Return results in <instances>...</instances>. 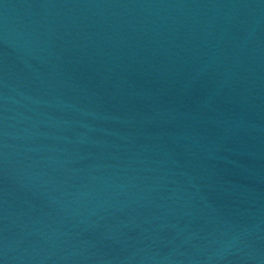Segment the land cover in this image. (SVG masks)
I'll list each match as a JSON object with an SVG mask.
<instances>
[{
  "label": "water",
  "instance_id": "1",
  "mask_svg": "<svg viewBox=\"0 0 264 264\" xmlns=\"http://www.w3.org/2000/svg\"><path fill=\"white\" fill-rule=\"evenodd\" d=\"M0 264H264V0H0Z\"/></svg>",
  "mask_w": 264,
  "mask_h": 264
}]
</instances>
